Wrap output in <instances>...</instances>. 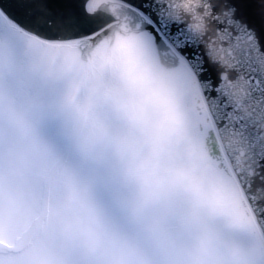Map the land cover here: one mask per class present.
<instances>
[{
	"label": "snow or ice",
	"instance_id": "snow-or-ice-1",
	"mask_svg": "<svg viewBox=\"0 0 264 264\" xmlns=\"http://www.w3.org/2000/svg\"><path fill=\"white\" fill-rule=\"evenodd\" d=\"M0 0V264H264V0Z\"/></svg>",
	"mask_w": 264,
	"mask_h": 264
}]
</instances>
